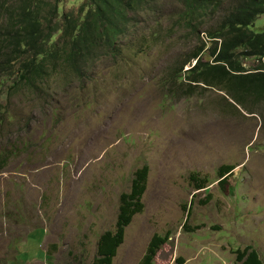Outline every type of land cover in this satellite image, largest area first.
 I'll return each instance as SVG.
<instances>
[{
	"label": "rangeland",
	"instance_id": "obj_1",
	"mask_svg": "<svg viewBox=\"0 0 264 264\" xmlns=\"http://www.w3.org/2000/svg\"><path fill=\"white\" fill-rule=\"evenodd\" d=\"M238 1L221 0L191 21L183 0L133 6L118 50L91 47L80 78L59 59L35 81L22 80L18 61L3 66L0 264H92L100 235L116 228L120 195L144 167L143 210L112 264H139L152 236L165 234L155 264H238L249 246L264 263V98L242 93L241 104L188 81L193 55L211 61L207 33ZM26 2L39 6L44 26L52 21L54 54L68 50L66 16L81 27L95 21L90 0H0L4 55ZM249 29L264 31V13ZM236 61L252 71L264 57L238 49ZM223 166L236 168L224 184ZM193 174L205 189L194 188Z\"/></svg>",
	"mask_w": 264,
	"mask_h": 264
},
{
	"label": "trees",
	"instance_id": "obj_2",
	"mask_svg": "<svg viewBox=\"0 0 264 264\" xmlns=\"http://www.w3.org/2000/svg\"><path fill=\"white\" fill-rule=\"evenodd\" d=\"M220 1L183 0L185 19L191 21L190 19L200 12H206L205 14L211 12L219 7ZM147 2L148 0H90L89 6L94 13L92 17H95V21L90 24L83 22L81 27L77 19L66 16L61 41L68 42L65 46L68 50L65 49L64 52L63 47L58 49L56 54L52 51L53 47L51 49L48 47L55 33L51 29L52 21L44 26L42 20L35 16L39 15V6L34 8V4L29 5L26 2L19 11V21L8 29L7 42L12 44L11 52L4 55L3 53L6 52L1 49L4 48L1 46L4 41H0V74L9 69H2L3 66L13 68L12 63L19 62L22 71L25 72L22 80L35 81L37 76L44 74L47 62L53 64L59 59L65 64L69 63L76 67L73 70L74 74L80 78L90 60V56L86 54L90 48L102 42L101 45L108 47L110 51H117L115 45L117 36L120 38L124 35V30L131 21L128 17L129 9ZM262 13H264V0H239L223 16L217 27L207 33L206 38L214 45L210 51L211 61L205 64L201 62L198 55H193L196 62L188 70L191 74L188 79L190 84L202 82L209 88H221L232 100L241 104L245 98L242 93L247 96L256 95L258 100H262L264 98V64L250 71L236 61L238 49L243 50L245 57H264V31L255 32L249 29L255 17ZM90 16L91 14L87 15V17ZM9 20L14 21L11 17ZM9 20L8 23H10ZM98 28L100 31L97 32ZM60 51L62 54L59 56ZM80 59L82 60L79 63ZM235 169L233 166L221 167L218 173L220 182L226 183V179ZM146 176L147 167H144L135 173L130 190L120 195L116 228L114 232H105L100 235L96 257L92 264H112L116 250L122 244L125 228L133 216L143 210L141 197L145 190ZM191 176V180L196 182L194 187L196 190L206 188V179L194 174ZM169 237V234L153 235L139 264H155L158 251L168 242ZM237 262L238 264H264L257 251L250 246L244 251L237 252Z\"/></svg>",
	"mask_w": 264,
	"mask_h": 264
},
{
	"label": "bare ground",
	"instance_id": "obj_3",
	"mask_svg": "<svg viewBox=\"0 0 264 264\" xmlns=\"http://www.w3.org/2000/svg\"><path fill=\"white\" fill-rule=\"evenodd\" d=\"M220 134H222V135H223L224 133H223V132H221ZM205 135H206V134H205Z\"/></svg>",
	"mask_w": 264,
	"mask_h": 264
}]
</instances>
